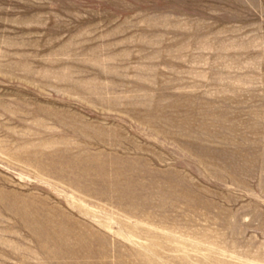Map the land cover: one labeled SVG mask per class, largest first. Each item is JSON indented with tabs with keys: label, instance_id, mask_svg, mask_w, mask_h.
<instances>
[{
	"label": "rangeland",
	"instance_id": "rangeland-1",
	"mask_svg": "<svg viewBox=\"0 0 264 264\" xmlns=\"http://www.w3.org/2000/svg\"><path fill=\"white\" fill-rule=\"evenodd\" d=\"M0 264H264V0H0Z\"/></svg>",
	"mask_w": 264,
	"mask_h": 264
}]
</instances>
